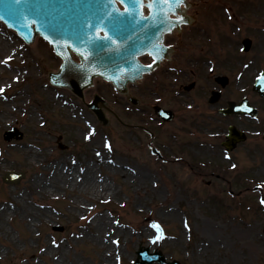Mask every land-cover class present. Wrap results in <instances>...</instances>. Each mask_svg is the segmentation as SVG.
Here are the masks:
<instances>
[{
    "label": "rangeland",
    "instance_id": "374dc122",
    "mask_svg": "<svg viewBox=\"0 0 264 264\" xmlns=\"http://www.w3.org/2000/svg\"><path fill=\"white\" fill-rule=\"evenodd\" d=\"M196 1L195 8L207 5L213 15H199L191 39L196 43L187 52L192 61L166 62L131 87L133 94L156 88L145 101L137 96L143 100L138 106L148 109L145 124L156 125L155 143L130 132L128 123L139 122L141 112L124 108L127 101L108 82L98 81L101 92L127 124L111 115L103 125L85 100L52 86L46 71L57 69L59 59L52 46L42 38L28 45L0 22V61L12 56L7 65L0 63V264H133L140 245L182 264H264V99L252 90L264 69V0ZM215 10L223 15L217 24L201 27ZM247 36L253 42L244 52L241 42ZM175 67L197 70L190 80L199 84L191 93L179 91L189 80ZM218 74L230 83L224 101L212 105L208 97ZM94 93L96 84L86 97ZM244 96L259 108L256 118L218 112L227 100ZM156 99L176 110L174 121L152 120ZM230 124L245 130L248 139L226 153L221 142ZM12 127L24 133L23 139L4 140L3 132ZM174 133L180 136L176 147L189 148L172 149L168 138ZM163 141L167 154L159 159L152 144ZM195 157L225 167L227 176L191 164ZM57 163L71 169L73 179L59 181L58 188L36 186L35 177H50ZM87 165L93 167V187L81 171ZM9 169L26 177L7 184L2 175ZM236 173L253 185H236ZM4 207L9 208L5 217ZM102 218L110 226L101 230L96 219ZM153 223L162 232L152 229ZM104 242L110 248L104 250Z\"/></svg>",
    "mask_w": 264,
    "mask_h": 264
},
{
    "label": "water",
    "instance_id": "95a60500",
    "mask_svg": "<svg viewBox=\"0 0 264 264\" xmlns=\"http://www.w3.org/2000/svg\"><path fill=\"white\" fill-rule=\"evenodd\" d=\"M11 0H0V13L4 8L10 4ZM93 0H25L19 8L21 10H38L39 14L26 12L28 21H37L35 25L28 28H22L20 24L22 21L9 20L12 27L17 29L18 32L28 41L32 42L37 34L52 41L57 53H59L64 62L58 72L51 71L49 73L50 80L57 85L69 86L78 95L83 94V89L92 84L93 78L96 75L104 76L115 82L116 86L121 91H126V84L129 81H135L142 76L145 71L150 70V67L141 66L138 61V55L145 52L152 53L153 56L166 55V50L160 52L159 46L163 35L171 30L167 25L159 24L158 21L145 20L142 24L129 25L127 30L123 33L122 39L118 41L119 51H115V46L107 41H98L95 46L85 47L71 39L69 33L73 30L74 22L83 16L84 12L92 5ZM178 11V10H177ZM183 22L188 21V18L182 11ZM7 18V17H6ZM173 20V19H172ZM175 21V20H173ZM182 23V22H181ZM175 26H180V24ZM53 24L55 27H50ZM15 33V32H14ZM100 35H103L100 33ZM65 42L70 43L75 48H80L81 51L90 52V58L85 60L82 56L80 62H76L72 58V48L65 47ZM251 41L245 40V49L250 48ZM102 45V47H101ZM166 49V48H165ZM52 51L54 52L53 48ZM76 52V51H74ZM162 59H157L158 64ZM61 60L58 59L57 68ZM48 74V71H46ZM223 84L226 83L225 78H218ZM193 86L189 85L188 88ZM254 89L264 96V72L257 79ZM80 99V98H79ZM81 100V99H80ZM213 101L215 98L212 99ZM105 101L95 96V99L89 106L95 111L99 119L105 124L108 122L104 108ZM250 108L251 111L246 109ZM157 112L166 119L172 118V113L157 107ZM226 113H252L256 114V109L252 108L247 99H244L240 104L234 105L230 102V107L225 110ZM231 133L229 134L228 141L224 144L233 149L239 141L246 140V135L238 130L235 126L230 127ZM23 134L18 129H13L5 133L7 140L15 138H22ZM23 174L15 171H9L3 177L7 182H18ZM160 261L162 264H180L179 261H166L161 251L149 253V249L138 251V258L135 264H151L153 261Z\"/></svg>",
    "mask_w": 264,
    "mask_h": 264
},
{
    "label": "snow or ice",
    "instance_id": "6c2138e0",
    "mask_svg": "<svg viewBox=\"0 0 264 264\" xmlns=\"http://www.w3.org/2000/svg\"><path fill=\"white\" fill-rule=\"evenodd\" d=\"M24 2L25 0H11L10 4L0 13V22L11 28L12 24L9 23V20L22 21L20 26L30 30L37 21L32 20L29 22L26 12H32L33 14H39V12L38 10H21L19 6ZM184 3L185 0H93L92 5L84 12L83 16L74 22L73 30L69 33V36L85 47L95 46L98 41H107L115 46V51H119L118 41L122 39L123 33L130 24H142L145 20H152L158 21L159 24L167 25L171 30L176 24L183 22L184 18L178 14L177 10ZM118 5H122L123 8L121 9ZM145 8L151 15L146 16L143 14ZM173 15L177 17L175 21L171 19ZM49 26L55 27L53 24ZM100 33H103V35H100ZM45 38L47 39V37ZM49 42L52 43L51 40ZM65 47L72 48L85 60L90 58V52L81 51L80 48H75L70 43L65 42ZM159 50L163 52L166 49L163 46H159ZM149 55H152V53H149ZM11 59L12 56H8L0 63L7 65ZM153 59H163V57L153 56ZM3 91L4 89L0 88V93ZM246 110L251 111L250 108ZM89 127L91 128L90 125ZM109 150L111 149L109 148ZM97 155L99 156L100 154L97 153ZM81 171H84V169H81ZM261 203H264V200ZM150 227L162 232L160 225L157 223L151 224ZM161 238L162 236L156 237L157 240Z\"/></svg>",
    "mask_w": 264,
    "mask_h": 264
},
{
    "label": "flooded vegetation",
    "instance_id": "af4514ba",
    "mask_svg": "<svg viewBox=\"0 0 264 264\" xmlns=\"http://www.w3.org/2000/svg\"><path fill=\"white\" fill-rule=\"evenodd\" d=\"M202 11H203L202 9H198V8L194 7V9L191 11V15L194 18L193 23L190 26L186 27L181 32H174V33L168 35L167 38H166L167 44L172 46L173 49H174L173 50V55H172V58H171L170 61H173V60L176 59V61L178 62L179 66H180L182 61H184V62L186 61L184 59L185 56L182 55V52L184 50L188 49V48L193 47V45L195 44V41L191 40V39H192V37L195 34V30L197 29V26H198L197 22L199 20V14H201ZM186 31L189 32L188 35H187ZM147 60H150V59L147 57ZM195 73L198 74V72L195 69H192L190 75L191 76L195 75ZM197 84L198 83L196 81V86H197ZM98 90H100V91H98ZM102 90H103V87L101 85L96 87V92H100L101 93ZM141 92H142V89H141ZM143 94L145 96L148 95V89L145 90L143 92ZM141 114H144V115L147 114V110L144 109V108H141ZM184 117H185V119L191 118V116H189V115H185ZM141 120L144 122L145 118L143 117V119H141Z\"/></svg>",
    "mask_w": 264,
    "mask_h": 264
},
{
    "label": "bare ground",
    "instance_id": "6f19581e",
    "mask_svg": "<svg viewBox=\"0 0 264 264\" xmlns=\"http://www.w3.org/2000/svg\"><path fill=\"white\" fill-rule=\"evenodd\" d=\"M88 99H89V97H88ZM61 168H62V166L59 163H57L55 169L50 173V177H37V178L35 177L34 184L38 187H41L42 189H46L49 185H53V186L55 185V187L58 188L62 185L59 181L62 180L63 182H65V180L73 179V177H72L73 173H71V171H72L71 169L66 168L65 170H62ZM82 172H84L83 175L85 176V178H84L85 182L89 185H92V187L95 186L93 184V181L95 180L94 174H93V167L91 165H87L86 169ZM87 179H90V180H87ZM102 186H104V185L102 184ZM23 206H25V205H23ZM8 209L9 208L6 209L4 207V209L2 211L3 217H5V215L7 214ZM96 221H99L100 224L102 223L101 230L103 228H106L107 226H110V223L108 222V220H106V218H102L99 220L96 219ZM96 226H98V224H96ZM110 230H111V228H110ZM102 234L104 235V232ZM100 245L104 250L110 248V245L107 244V242L101 243Z\"/></svg>",
    "mask_w": 264,
    "mask_h": 264
}]
</instances>
